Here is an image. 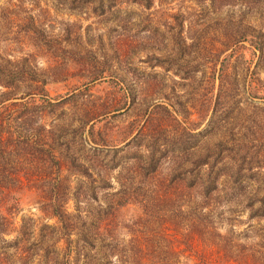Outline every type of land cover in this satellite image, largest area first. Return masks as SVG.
I'll list each match as a JSON object with an SVG mask.
<instances>
[{
  "label": "rangeland",
  "instance_id": "obj_1",
  "mask_svg": "<svg viewBox=\"0 0 264 264\" xmlns=\"http://www.w3.org/2000/svg\"><path fill=\"white\" fill-rule=\"evenodd\" d=\"M0 80L4 262L264 264V0H0Z\"/></svg>",
  "mask_w": 264,
  "mask_h": 264
},
{
  "label": "trees",
  "instance_id": "obj_2",
  "mask_svg": "<svg viewBox=\"0 0 264 264\" xmlns=\"http://www.w3.org/2000/svg\"><path fill=\"white\" fill-rule=\"evenodd\" d=\"M0 86L4 87V88H8L10 87L9 83H4L3 80H0ZM1 100H0V105H1ZM7 194H4L2 192V190H0V209H2L5 205V199H6ZM55 214L58 217L59 221H60V228L63 231H68L72 225V223H68L67 218L70 217V215L66 212V210H63L62 207L61 208H56L55 210ZM74 240L69 239L66 240V249L68 251L72 250V246H74ZM76 249L78 250H88V248H95V249H99V247H97L96 243L92 241V239H85V240H78L77 242H75V246ZM19 250H22L21 248H18ZM0 264H8L7 262L3 261V258L0 257Z\"/></svg>",
  "mask_w": 264,
  "mask_h": 264
}]
</instances>
